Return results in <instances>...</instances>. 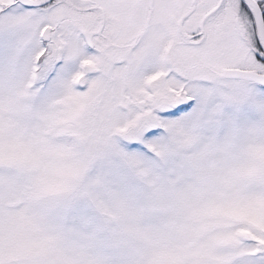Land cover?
Here are the masks:
<instances>
[{"label":"snow or ice","instance_id":"6c2138e0","mask_svg":"<svg viewBox=\"0 0 264 264\" xmlns=\"http://www.w3.org/2000/svg\"><path fill=\"white\" fill-rule=\"evenodd\" d=\"M0 264H264V0H0Z\"/></svg>","mask_w":264,"mask_h":264}]
</instances>
